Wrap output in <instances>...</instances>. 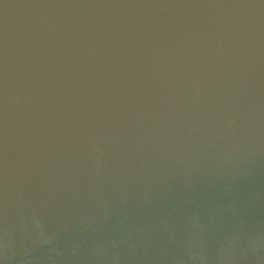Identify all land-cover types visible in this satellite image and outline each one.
I'll list each match as a JSON object with an SVG mask.
<instances>
[{
  "label": "water",
  "instance_id": "95a60500",
  "mask_svg": "<svg viewBox=\"0 0 264 264\" xmlns=\"http://www.w3.org/2000/svg\"><path fill=\"white\" fill-rule=\"evenodd\" d=\"M0 264H264V0H0Z\"/></svg>",
  "mask_w": 264,
  "mask_h": 264
},
{
  "label": "bare ground",
  "instance_id": "6f19581e",
  "mask_svg": "<svg viewBox=\"0 0 264 264\" xmlns=\"http://www.w3.org/2000/svg\"><path fill=\"white\" fill-rule=\"evenodd\" d=\"M118 90H120V89H118Z\"/></svg>",
  "mask_w": 264,
  "mask_h": 264
}]
</instances>
